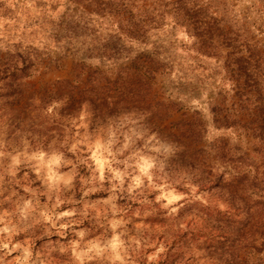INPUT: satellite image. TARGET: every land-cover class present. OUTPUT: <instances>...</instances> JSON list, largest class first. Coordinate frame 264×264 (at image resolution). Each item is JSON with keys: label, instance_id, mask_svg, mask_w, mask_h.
I'll return each mask as SVG.
<instances>
[{"label": "rangeland", "instance_id": "1", "mask_svg": "<svg viewBox=\"0 0 264 264\" xmlns=\"http://www.w3.org/2000/svg\"><path fill=\"white\" fill-rule=\"evenodd\" d=\"M0 264H264V0H0Z\"/></svg>", "mask_w": 264, "mask_h": 264}]
</instances>
